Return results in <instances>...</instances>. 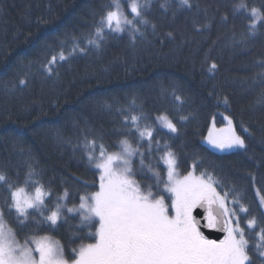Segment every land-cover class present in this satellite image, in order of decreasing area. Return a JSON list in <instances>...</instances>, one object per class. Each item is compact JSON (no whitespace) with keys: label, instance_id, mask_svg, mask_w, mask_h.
I'll use <instances>...</instances> for the list:
<instances>
[{"label":"trees","instance_id":"trees-1","mask_svg":"<svg viewBox=\"0 0 264 264\" xmlns=\"http://www.w3.org/2000/svg\"><path fill=\"white\" fill-rule=\"evenodd\" d=\"M109 3L0 0V172L21 186L26 181L43 184L52 192L49 207L65 189L70 193L67 206L79 205L80 196L99 188V170L82 150L84 137L117 151L127 131L121 112L131 109L157 129L154 136L161 145L171 146L181 174L195 162L197 175L207 172L223 190L240 194L249 208L247 215L240 213L241 226L254 216L264 227V101L258 103L264 97V21L253 34L249 13L235 11L244 3L264 13V0H189L190 8L180 0H151L145 13L149 23L139 25L143 35L132 39L130 32H112L99 48L88 45ZM61 51L66 59H57L49 73L46 66ZM160 115L176 123L178 133L160 126ZM226 116L244 138L243 149L220 152L204 142L212 123L223 127ZM134 164L139 167L138 160ZM155 170L166 179L162 161ZM144 176L150 179L142 180ZM136 178L142 184L155 181L147 169ZM163 194L170 203L169 194ZM7 195L0 187L1 206ZM64 214L67 220L56 226L39 225V235L57 238L71 259L73 249L95 242L99 224L97 219L81 223L79 213ZM8 223L16 229L14 216ZM27 224L17 229L22 242L37 231L34 220ZM246 236L250 245L255 243L252 230L246 229ZM249 255L252 264H264L254 247Z\"/></svg>","mask_w":264,"mask_h":264},{"label":"snow or ice","instance_id":"snow-or-ice-1","mask_svg":"<svg viewBox=\"0 0 264 264\" xmlns=\"http://www.w3.org/2000/svg\"><path fill=\"white\" fill-rule=\"evenodd\" d=\"M180 3L189 8L192 6L189 0H180ZM150 6L151 0H110L96 21L94 32L87 38V44L99 48L105 35L112 32L127 31L135 39L140 33L139 25L149 23L145 13ZM240 10L248 12L252 18L249 31L254 34L257 23L264 21V13L255 7L249 10L244 3L235 7V11ZM79 51L85 49L79 48ZM57 59H66L63 51L49 61L46 66L49 73ZM215 67L213 64L212 68ZM260 78L264 80V73ZM174 100L182 102L178 95H174ZM262 101L264 97L258 103ZM121 115L122 127L127 131L122 133L125 138L116 145L117 151H109L108 146L97 143L96 138L84 137L82 150L89 164L99 170V188L80 196L78 207L67 206L70 198L67 189L56 198L54 206L49 207L52 192L43 184L26 181L21 186L0 172V187H5L8 192L0 206V264H252L249 251L253 247L264 257V227H260L254 216L241 226L240 213L247 215L249 208L241 203L239 193L231 195L233 189L223 190L221 182L207 172L196 175L195 162L192 170L181 175L171 146L160 144L154 136L157 129L144 123L147 117L131 109L122 111ZM156 120L169 133H178L176 123L167 115L158 116ZM206 139L220 150L245 147L231 120H228L227 128L220 130L213 124ZM156 152L160 155L153 163ZM134 160H138V168ZM161 161L166 165V179L162 170H155ZM145 169L155 177L154 184H142V180L149 177L136 178L137 173H144ZM33 171L29 172V178ZM161 184L162 191L159 190ZM154 186L158 189L155 194ZM163 193L169 194L167 200L170 203L166 202ZM229 204L238 206V210L237 207L230 208ZM260 206L264 207V196L260 197ZM198 208L206 211L202 216L206 221L203 227L215 229L219 226L225 233L223 239L212 240L204 235L197 220L201 214H193ZM65 210L69 214L79 213L81 223L98 219L99 224L94 234L95 242L73 249L71 259L65 256L58 240L39 235L41 229L38 227L41 224L53 227L61 220L66 221ZM13 216L16 229L6 227L8 218ZM30 220L35 221L37 231L21 243L17 239V229L22 231L28 227ZM261 222L264 223V213ZM246 229L254 232V244L250 245Z\"/></svg>","mask_w":264,"mask_h":264},{"label":"water","instance_id":"water-1","mask_svg":"<svg viewBox=\"0 0 264 264\" xmlns=\"http://www.w3.org/2000/svg\"><path fill=\"white\" fill-rule=\"evenodd\" d=\"M197 212H199L201 214V215L197 216V220L201 224V231L204 233V235L208 239H212V240L223 239L225 236V233L223 231L219 230V226L215 229H209V228L203 227V225L206 223V221L202 219V216L206 215L205 209L204 208H198V209L194 210L193 214L196 215Z\"/></svg>","mask_w":264,"mask_h":264},{"label":"rangeland","instance_id":"rangeland-1","mask_svg":"<svg viewBox=\"0 0 264 264\" xmlns=\"http://www.w3.org/2000/svg\"><path fill=\"white\" fill-rule=\"evenodd\" d=\"M161 116V115H160ZM169 118V117H168ZM170 119V118H169ZM228 120H231L232 121V127H233V129H234V131H235V133L237 134V135H239L243 140H244V138L242 137V135L237 131V129H236V127H235V124H234V122H233V120H232V118L230 117V116H226V121H227V123H226V125H224L223 127H220V128H218L214 123H212V125H211V127L210 128H212V126H213V124L215 125V128H216V130H220V129H224V128H227L228 127ZM158 123V122H157ZM209 132V131H208ZM208 136V133H207V135L205 136V138H204V142L208 145V146H210L212 149H214V150H217V151H222V152H227V151H232V150H240V149H243V148H233V149H225V150H220V149H217V148H215V147H213L212 145H210L208 142H207V139H206V137ZM244 142H245V140H244ZM178 171H179V169H178ZM179 173H180V171H179ZM181 174V173H180ZM196 174V173H195ZM181 175H186V174H181ZM197 175V174H196ZM261 197V196H260ZM167 202V201H166ZM167 203H169V202H167ZM0 206H1V204H0ZM79 205H76L75 207H78ZM72 207H74V206H72ZM264 208V207H263ZM98 220V219H97ZM7 226H10V224L9 223H6V227ZM50 236V235H49ZM51 238H53V239H55V240H58L57 238H55V237H53V236H50ZM18 239V238H17ZM19 240V239H18ZM20 241V240H19ZM59 241V240H58ZM21 243H23L22 241H20ZM60 242V241H59Z\"/></svg>","mask_w":264,"mask_h":264},{"label":"bare ground","instance_id":"bare-ground-1","mask_svg":"<svg viewBox=\"0 0 264 264\" xmlns=\"http://www.w3.org/2000/svg\"><path fill=\"white\" fill-rule=\"evenodd\" d=\"M125 10H127V9H125Z\"/></svg>","mask_w":264,"mask_h":264}]
</instances>
